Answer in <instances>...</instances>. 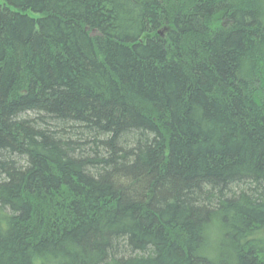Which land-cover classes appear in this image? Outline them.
<instances>
[{"label": "trees", "instance_id": "1", "mask_svg": "<svg viewBox=\"0 0 264 264\" xmlns=\"http://www.w3.org/2000/svg\"><path fill=\"white\" fill-rule=\"evenodd\" d=\"M0 264H264V0H0Z\"/></svg>", "mask_w": 264, "mask_h": 264}]
</instances>
